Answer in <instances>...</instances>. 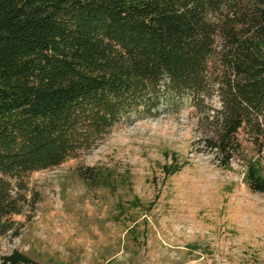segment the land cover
I'll return each mask as SVG.
<instances>
[{
	"label": "trees",
	"instance_id": "obj_1",
	"mask_svg": "<svg viewBox=\"0 0 264 264\" xmlns=\"http://www.w3.org/2000/svg\"><path fill=\"white\" fill-rule=\"evenodd\" d=\"M185 98L218 99L206 146L228 167L247 137L244 182L264 194V0H0V238L18 235L31 174Z\"/></svg>",
	"mask_w": 264,
	"mask_h": 264
},
{
	"label": "rangeland",
	"instance_id": "obj_2",
	"mask_svg": "<svg viewBox=\"0 0 264 264\" xmlns=\"http://www.w3.org/2000/svg\"><path fill=\"white\" fill-rule=\"evenodd\" d=\"M209 107L218 99L161 100L77 158L31 174L0 264L13 251L41 264H264V194L244 182L255 150L242 137L244 157L222 167L205 143Z\"/></svg>",
	"mask_w": 264,
	"mask_h": 264
}]
</instances>
